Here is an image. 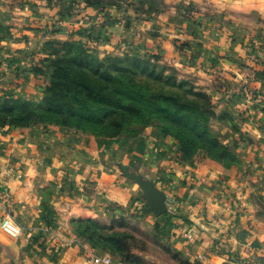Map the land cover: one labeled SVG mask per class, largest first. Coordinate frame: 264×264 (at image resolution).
Segmentation results:
<instances>
[{
  "label": "crops",
  "instance_id": "0c3cea01",
  "mask_svg": "<svg viewBox=\"0 0 264 264\" xmlns=\"http://www.w3.org/2000/svg\"><path fill=\"white\" fill-rule=\"evenodd\" d=\"M188 1L193 21L182 13ZM158 2L150 16L92 12L87 33L113 46L132 41L208 82L218 104L210 130L228 157L169 160L149 141L157 135L149 125L139 136L42 123L2 132L0 222L11 218L23 232L0 228V264H130L77 232L79 220L110 224L115 216L158 226L190 263L264 264V44L233 40L227 24L237 19L236 0ZM100 15L110 20L94 23ZM137 178L165 194L164 214L153 211Z\"/></svg>",
  "mask_w": 264,
  "mask_h": 264
},
{
  "label": "rangeland",
  "instance_id": "374dc122",
  "mask_svg": "<svg viewBox=\"0 0 264 264\" xmlns=\"http://www.w3.org/2000/svg\"><path fill=\"white\" fill-rule=\"evenodd\" d=\"M145 1L0 0V134L29 127L23 122H15L11 116L17 110L26 109L20 102L44 107L42 100L47 88L53 76H59L60 72L65 76H160L163 82L172 81V96L175 98L171 107L165 101H158L153 106L141 99L143 107L137 109L144 115V124L126 123L125 129L97 132L139 136L145 125L154 126L157 135L149 141L161 147L169 160L170 157L197 161L211 158L212 151L205 149V143H210L211 137L207 131L203 132L202 122L216 125L210 110L217 108L218 104L208 90L209 83L196 81L194 76L198 75L165 63L156 52L134 49L132 41L127 43L125 40L126 45L113 46L108 43V38L95 39L87 33L89 15L105 12L107 8L123 9L131 17L137 10L142 16L160 11L158 0H152L150 7ZM10 6L18 13L10 11ZM235 7L237 19L227 24L233 28V40L264 44V0H236ZM42 9H47V13ZM20 10L27 15H22ZM193 11V1L182 5L185 20L195 19ZM107 20L110 18L100 15L94 23L104 24ZM134 37L130 35L129 40ZM57 66L63 70L57 73ZM129 77L120 92L129 97L146 95L147 98L149 90H141L131 81L133 77ZM157 92L171 93L160 88ZM184 104L185 107H180ZM168 107L171 109L167 113ZM42 117L37 122L47 128L53 129L63 123V118L53 115ZM150 224L151 227L147 228L143 221L129 216H115L110 224L87 222L95 236L105 238L106 246L130 264H199L186 261L179 250L172 247L169 238L159 236L158 226Z\"/></svg>",
  "mask_w": 264,
  "mask_h": 264
},
{
  "label": "trees",
  "instance_id": "16d2710c",
  "mask_svg": "<svg viewBox=\"0 0 264 264\" xmlns=\"http://www.w3.org/2000/svg\"><path fill=\"white\" fill-rule=\"evenodd\" d=\"M88 66V65H85ZM69 69V67L67 68ZM63 67L57 66V73L62 71ZM129 76H65L62 72L59 76H53L52 83L48 86L45 96L43 97L44 107H38L30 102H20L21 106L26 109L17 110L11 119L15 122H23L25 126H31L38 123L39 118L43 115H53L63 118L61 126L77 127L92 131L100 136L117 137L120 134L105 132L100 134V130L108 129H125L126 123L144 124L145 118L140 114L143 107L140 100L146 99L151 105H155L158 101L169 103L170 107L175 97L172 96L173 84L172 81H162L160 76H130L131 81L141 90L154 92L141 97H129L120 92L124 86L125 79ZM174 83V82H173ZM165 92H171L170 95L159 94L158 89ZM186 104L180 106L185 107ZM168 107L167 113L170 111ZM137 109V110H136ZM16 114V115H15ZM211 118L216 117L213 109L210 110ZM200 121V120H199ZM102 125L101 129L99 126ZM209 123L202 122L203 132L207 131L211 137L210 143H205V149L211 150L212 157L225 155L228 157V149L218 146L216 136L211 132ZM148 126V125H145ZM114 129V130H115ZM87 222H96L91 219L79 220L76 222L77 232L91 238L95 247L101 246L105 249H110L106 246L105 238H98ZM112 251V250H111Z\"/></svg>",
  "mask_w": 264,
  "mask_h": 264
},
{
  "label": "water",
  "instance_id": "95a60500",
  "mask_svg": "<svg viewBox=\"0 0 264 264\" xmlns=\"http://www.w3.org/2000/svg\"><path fill=\"white\" fill-rule=\"evenodd\" d=\"M137 181L144 191L145 198L152 205L153 211L158 215L164 214L167 211V208L164 205L165 194L154 184L144 183L140 178H137Z\"/></svg>",
  "mask_w": 264,
  "mask_h": 264
},
{
  "label": "built area",
  "instance_id": "2783aa9c",
  "mask_svg": "<svg viewBox=\"0 0 264 264\" xmlns=\"http://www.w3.org/2000/svg\"><path fill=\"white\" fill-rule=\"evenodd\" d=\"M0 228L14 236H21L22 229L19 227L11 218H5L0 222ZM100 259V258H99ZM104 264H111L112 261L110 258L101 259Z\"/></svg>",
  "mask_w": 264,
  "mask_h": 264
}]
</instances>
